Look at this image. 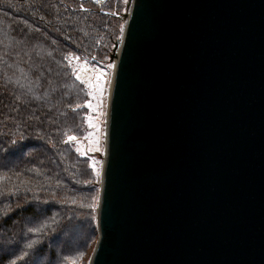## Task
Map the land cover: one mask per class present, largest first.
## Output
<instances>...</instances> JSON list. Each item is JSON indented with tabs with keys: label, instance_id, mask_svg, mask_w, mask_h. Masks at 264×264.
Listing matches in <instances>:
<instances>
[{
	"label": "water",
	"instance_id": "1",
	"mask_svg": "<svg viewBox=\"0 0 264 264\" xmlns=\"http://www.w3.org/2000/svg\"><path fill=\"white\" fill-rule=\"evenodd\" d=\"M89 264H264V0H128Z\"/></svg>",
	"mask_w": 264,
	"mask_h": 264
},
{
	"label": "trees",
	"instance_id": "2",
	"mask_svg": "<svg viewBox=\"0 0 264 264\" xmlns=\"http://www.w3.org/2000/svg\"><path fill=\"white\" fill-rule=\"evenodd\" d=\"M107 4L0 0V264H71L96 237L99 181L70 140L87 94L68 58L111 57L124 22Z\"/></svg>",
	"mask_w": 264,
	"mask_h": 264
},
{
	"label": "rangeland",
	"instance_id": "3",
	"mask_svg": "<svg viewBox=\"0 0 264 264\" xmlns=\"http://www.w3.org/2000/svg\"><path fill=\"white\" fill-rule=\"evenodd\" d=\"M83 1V0H79ZM107 6L110 5L109 11L111 13H126V3L124 0H108ZM102 5H100L101 7ZM104 6V5H103ZM102 6V7H103ZM118 17L119 15L116 14ZM116 30L119 31L120 36L118 40H121L124 26L123 24L118 25L116 21ZM69 67L72 68L77 80L82 84L86 90L87 100L83 107L86 109V125L87 130L84 132L82 137L76 139L71 138V143L75 151L82 157L90 159L95 172L99 185L101 184V170L106 151V140H107V117H108V102L110 91L112 88V78L114 72L113 62H111L110 56L107 62L103 65L95 64L89 59L82 56H70L68 58ZM80 77L77 79V77ZM15 157V156H14ZM11 160V159H10ZM101 186V185H100ZM100 194L96 198V220L98 215V204ZM70 232V231H69ZM80 237L81 233L76 229H73L69 236ZM99 236V230L97 227V234L93 239L84 253H77L69 259L71 264H89L91 262L93 253L97 246Z\"/></svg>",
	"mask_w": 264,
	"mask_h": 264
},
{
	"label": "built area",
	"instance_id": "4",
	"mask_svg": "<svg viewBox=\"0 0 264 264\" xmlns=\"http://www.w3.org/2000/svg\"><path fill=\"white\" fill-rule=\"evenodd\" d=\"M93 1H95L96 3L101 4V2H103V1H105V0H93Z\"/></svg>",
	"mask_w": 264,
	"mask_h": 264
},
{
	"label": "snow or ice",
	"instance_id": "5",
	"mask_svg": "<svg viewBox=\"0 0 264 264\" xmlns=\"http://www.w3.org/2000/svg\"><path fill=\"white\" fill-rule=\"evenodd\" d=\"M124 2H125V3H127V2H128V0H124ZM79 78H80V77L78 76V77H77V79H79Z\"/></svg>",
	"mask_w": 264,
	"mask_h": 264
},
{
	"label": "bare ground",
	"instance_id": "6",
	"mask_svg": "<svg viewBox=\"0 0 264 264\" xmlns=\"http://www.w3.org/2000/svg\"><path fill=\"white\" fill-rule=\"evenodd\" d=\"M113 65H116V61H114V64Z\"/></svg>",
	"mask_w": 264,
	"mask_h": 264
}]
</instances>
